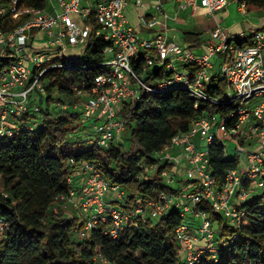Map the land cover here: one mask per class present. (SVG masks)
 <instances>
[{
	"label": "built area",
	"instance_id": "1",
	"mask_svg": "<svg viewBox=\"0 0 264 264\" xmlns=\"http://www.w3.org/2000/svg\"><path fill=\"white\" fill-rule=\"evenodd\" d=\"M22 1L0 2V21L10 18L19 22L11 30H0V138L14 136L15 128L19 129L16 122L24 125L25 131L35 129L37 122L30 117L25 120V115L40 113L37 101L47 96L56 79L47 78L46 74L68 64L64 58L69 55L68 50L75 51L73 56L83 55L89 39L104 44L103 58L97 65L99 73L89 86L72 87L69 103L55 100L52 105L79 114L81 125L91 130L90 137H84L86 143L95 150L108 148L113 140H119L125 131V105L138 101L144 92L178 88L186 90L195 101L237 104L236 111L227 118L211 115L193 119L189 130L172 138L165 148L180 150L189 192L138 199L133 211L126 212L117 205L123 201L124 191L109 185L96 163L70 160L72 174L67 182L73 185L76 181L80 189L56 197L59 207L54 208L55 212L76 211L82 239L100 224H106L103 234L114 239L137 220L145 222L172 208L179 209L180 216L193 223L182 224L176 230L182 259L187 264H198L203 257H209L216 263L228 242L216 240L207 214L197 206L206 201L223 218L234 220L238 217L236 206L264 190V25L232 33L217 24L196 51L188 43L168 37L169 22L199 9L212 18L230 1L238 2L237 11L246 15L245 3L47 0L45 7L34 8L20 7ZM167 3L173 6L172 11L165 9ZM128 7L136 12V26L128 19ZM261 12L264 14V10ZM35 42L40 45L34 46ZM27 63L33 65V70ZM213 77L224 81L225 97L221 101L206 91ZM232 119L235 123L228 128ZM195 139L199 141L196 143ZM225 140L245 150L234 148L237 167L226 173L224 185L218 188L208 171L207 148L216 141L224 144ZM155 157L157 161L144 172L153 175L159 166H171L170 171L160 172L170 186L179 174V160L171 156L158 158V154ZM5 230L6 223L0 218V246Z\"/></svg>",
	"mask_w": 264,
	"mask_h": 264
},
{
	"label": "trees",
	"instance_id": "2",
	"mask_svg": "<svg viewBox=\"0 0 264 264\" xmlns=\"http://www.w3.org/2000/svg\"><path fill=\"white\" fill-rule=\"evenodd\" d=\"M240 2L245 3L247 11L264 10V0ZM46 3L47 0H23L20 7L43 8ZM17 24L5 18L0 21V30H11ZM184 41L200 44L199 35L193 33L184 34ZM103 49V43L89 39L81 58L49 71L45 77L56 79L47 96L37 101L40 113L25 115L37 122L35 129L25 131L24 125L16 122L19 129L15 128V135L0 138V218L6 223L0 264H187L182 259L176 230L182 224L193 223L181 217L179 209L172 208L145 222L137 220L114 239L103 234L106 224L98 225L82 239L77 213L68 215L60 209L55 212L54 208L59 207L56 197L69 195L74 189L67 182L72 174L70 160L96 163L104 180L124 191V199L117 205L126 212L133 211L138 199H157L161 194L177 196L183 191L171 188L160 176L163 169L170 171L171 166L163 164L153 175L144 170L157 161L155 156L169 146L172 138L189 130L193 119L211 115L227 118L236 111L237 104L195 101L186 90L178 88L144 92L138 101L124 107L122 119L125 130L130 132L129 147L124 149L119 140H113L108 148L95 150L79 134L85 129L79 114L52 103H69L72 87L89 86L99 73L97 65L102 61ZM206 91L221 101L225 97L223 79L213 77ZM234 123L232 119L227 127ZM66 144H79L80 150H57ZM207 153L208 171L221 188L226 173L237 167V155L235 151L230 154L220 141L209 145ZM188 185L189 181H185ZM236 208L238 217L230 220L216 213L206 201L197 206L207 214L216 240L228 242L216 263L203 257L198 264H264V190Z\"/></svg>",
	"mask_w": 264,
	"mask_h": 264
},
{
	"label": "rangeland",
	"instance_id": "3",
	"mask_svg": "<svg viewBox=\"0 0 264 264\" xmlns=\"http://www.w3.org/2000/svg\"><path fill=\"white\" fill-rule=\"evenodd\" d=\"M239 3L238 2H229V5L227 7V11H225V17L223 18V20L221 21L220 26L225 29V30H235V29H239L240 32H247L249 29L251 28H255L257 26L262 25V22H264V14H262L261 11H247L246 15H242L241 13H239L237 11ZM129 16L130 19L132 21V23H134V13L133 12H129ZM185 20V23H183V21ZM181 20V17H178L177 20L175 22H169L168 26H169V31L167 32L168 37L171 40H175L176 41V33H177V29L185 31L186 29L190 28V25L193 21L192 19H184ZM40 36V35H38ZM203 42H206L209 39V35L207 33L204 34L203 36ZM40 44H37L36 42L34 43V46H39ZM67 52H69V55H64V58L67 62H73L75 60H78L79 58L82 57V55H77V56H73L75 54V51L73 50H68ZM30 66V69L33 70V65L30 63H27ZM215 69L218 71V66H215ZM216 71V72H217ZM80 125H78L79 127ZM80 136H84V137H90L91 135V130L86 128V129H82V131L79 133ZM119 144H121L123 146L124 149H127L129 147L130 144V132L128 130H125L119 137ZM224 145L226 146V150H228V152L231 154L234 151V148L236 147L239 151H243L245 150V147L239 146L233 142H230L228 140L224 141ZM70 150L73 152L79 151L80 150V145L79 144H66L63 145L59 148H57V150ZM177 179H179L180 181H186L187 178L186 176L182 173L179 172ZM173 188V187H172ZM189 191V190H188ZM61 210V209H60ZM60 210H57V212H59ZM64 211L65 213H67L68 215L71 214L72 210L66 209V210H61ZM76 214V211H73Z\"/></svg>",
	"mask_w": 264,
	"mask_h": 264
},
{
	"label": "crops",
	"instance_id": "4",
	"mask_svg": "<svg viewBox=\"0 0 264 264\" xmlns=\"http://www.w3.org/2000/svg\"><path fill=\"white\" fill-rule=\"evenodd\" d=\"M233 2V1H232ZM234 3V2H233ZM229 5V4H228ZM228 5L220 12L217 13L214 17L210 18L207 17L204 13V11L202 9L197 10L195 13L191 14V12H185L184 14H182L181 16V20L184 19H192L193 21L190 25V28L186 29L185 31L179 30L177 29V33H176V41L179 42H185L184 41V34L186 33H193V35H199V42L200 44L204 41L203 36L205 33H207L211 28H213L215 25L217 24H221V21L223 20V18L225 17V11H227V7ZM165 9H167L168 11H172L173 6L170 4H166L164 5ZM129 12H133L134 13V23H132L130 16H129ZM126 14L128 16V19L130 21V23L132 25L136 26V12L133 8L128 7L126 10ZM183 23H185V20L183 21ZM262 25H264V22H262ZM229 32L232 33H238L240 32L239 29H235V30H228ZM175 41V40H174ZM199 44V46H200ZM190 47L195 49L196 51H199V46H195L196 44L193 43H189ZM199 140L195 139V142L197 143ZM165 156H171L174 159L179 160V165L177 166V172H182L184 163L181 160V152L179 149H164L162 152H160L158 154V158L159 157H165ZM163 164V163H161ZM171 188L173 187V189H178V190H182L183 192H189L190 189L189 187L185 186V181H180L179 179H177L173 184L170 185ZM74 189H80V186L78 185V183L75 181L73 184ZM189 190V191H188ZM191 225V224H190Z\"/></svg>",
	"mask_w": 264,
	"mask_h": 264
}]
</instances>
